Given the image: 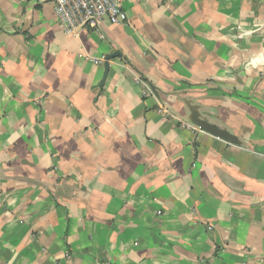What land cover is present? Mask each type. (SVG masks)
I'll use <instances>...</instances> for the list:
<instances>
[{
  "label": "crops",
  "instance_id": "0c3cea01",
  "mask_svg": "<svg viewBox=\"0 0 264 264\" xmlns=\"http://www.w3.org/2000/svg\"><path fill=\"white\" fill-rule=\"evenodd\" d=\"M117 1L0 0V264H264V0Z\"/></svg>",
  "mask_w": 264,
  "mask_h": 264
},
{
  "label": "built area",
  "instance_id": "2783aa9c",
  "mask_svg": "<svg viewBox=\"0 0 264 264\" xmlns=\"http://www.w3.org/2000/svg\"><path fill=\"white\" fill-rule=\"evenodd\" d=\"M56 12L69 34L97 30L104 20L117 25L129 19L117 0H57Z\"/></svg>",
  "mask_w": 264,
  "mask_h": 264
},
{
  "label": "water",
  "instance_id": "95a60500",
  "mask_svg": "<svg viewBox=\"0 0 264 264\" xmlns=\"http://www.w3.org/2000/svg\"><path fill=\"white\" fill-rule=\"evenodd\" d=\"M120 56H121V53L116 52V53H114V54H112L106 58V62L104 65L105 66V74H104V79H103L102 85H104V83L106 82V79H107L108 74H109V61L114 59V58L120 57ZM188 107H189V111L191 113L190 121L192 122V124L198 126L202 130H204V131H206V132H208V133H210V134H212V135H214V136H216V137H218V138H220L226 142H229V143H232L235 145L241 144L240 141L236 137L232 136L227 131L218 128L214 124L209 123L207 120L200 117V115L198 114L196 109L192 108L190 105Z\"/></svg>",
  "mask_w": 264,
  "mask_h": 264
}]
</instances>
